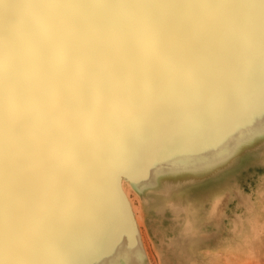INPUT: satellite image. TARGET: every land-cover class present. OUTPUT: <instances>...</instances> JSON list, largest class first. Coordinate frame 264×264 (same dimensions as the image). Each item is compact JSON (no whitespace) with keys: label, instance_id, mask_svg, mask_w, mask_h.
<instances>
[{"label":"rangeland","instance_id":"obj_1","mask_svg":"<svg viewBox=\"0 0 264 264\" xmlns=\"http://www.w3.org/2000/svg\"><path fill=\"white\" fill-rule=\"evenodd\" d=\"M230 3V15L258 19L260 0ZM237 47L248 75L224 115L212 109L203 123L191 121L192 111L109 119L107 136L98 133L100 143L63 157L64 171L51 167L48 192L56 199L46 205L49 217L34 235L45 242L56 239V249L44 245L34 255L33 244L29 259L35 264H264V67L251 28ZM26 145L24 140L14 156L21 157ZM27 155L32 178L36 168ZM46 162L41 166L48 167ZM71 173L76 182H64ZM59 183L64 190L57 189ZM41 197L33 191V202ZM216 197L221 198L218 214ZM12 235L1 240L0 260L10 259L6 246L17 247L25 232ZM66 239L73 240L71 248Z\"/></svg>","mask_w":264,"mask_h":264},{"label":"clouds","instance_id":"obj_2","mask_svg":"<svg viewBox=\"0 0 264 264\" xmlns=\"http://www.w3.org/2000/svg\"><path fill=\"white\" fill-rule=\"evenodd\" d=\"M260 3L249 22L229 14L230 0H0V180L11 178L22 125L44 196L52 168L42 163L72 156L107 120L234 98L248 75L237 41L249 28L264 67ZM0 264L35 262L13 250Z\"/></svg>","mask_w":264,"mask_h":264},{"label":"bare ground","instance_id":"obj_3","mask_svg":"<svg viewBox=\"0 0 264 264\" xmlns=\"http://www.w3.org/2000/svg\"><path fill=\"white\" fill-rule=\"evenodd\" d=\"M82 14L86 17H89V16H94V15H103L104 13L86 10ZM118 14L119 13H109V15H118ZM10 15L13 18L12 26L15 27L19 23L21 17L23 16V13L20 11H14ZM254 21H255V17H252V21L250 20V22H254ZM232 102H234L232 99H228V100H225L222 102L209 104V105L202 107V108H199L197 110H193L191 112V114H192L191 121H194L195 123H203L205 120L208 119L207 116L209 114V111L212 109H214L215 112H217L218 114L224 115L223 112L226 110V107L230 106L228 103H232ZM110 123H111V121L107 120L99 129L94 130L93 132L88 134L83 139V141L80 143V145L78 146V148L76 150L78 151L83 146H88L89 144H93L91 142L97 141V144L100 143L99 137L101 135L98 133L101 132L102 135L106 134V136H107L109 131L106 130L105 127L111 126ZM200 132H203V131H200ZM121 133H120V135H122ZM20 134L22 137L20 144H22L24 142V140H27L26 136L24 134V129L21 130ZM103 139L104 138L102 137V140ZM23 150H26V151L24 154L21 155V157L14 156V158H13V170H12V175H11L10 180H8L7 182L0 180V252L2 250V245H3L1 240H3V239L5 240V238H6L5 234L6 233L12 232L13 233L12 236L17 237L18 231H24L25 237H21V235H20L21 240H20V242H18L17 247H16V243H11L10 245L6 246V249L8 248V250L11 249V251L15 250L17 252H23L26 255L29 254L30 256H32L31 251H32L33 247H31V245H33V244L34 245L36 244V246L38 247V249L34 253V255H39L41 248L44 247V245H46V246L49 245L48 246L49 251L51 250V252H53L56 249V246H55L57 243L56 239H52L50 242H45L42 240H37L35 238V235H34V233L36 232V230H34V229L39 228V226H41L45 222V220L49 217V214H46L49 206L46 207V205L51 201H55L56 197L49 194V192H48L47 195H44L41 198H37V200H39L38 204H36V202H33V191H36V190H35L34 186L32 185V178H31L32 170L30 169L31 168V162H30V159L28 158V155H27V154H29L27 145L23 147L22 151ZM77 151L75 153H77ZM25 155H27V157L24 158ZM76 155H78V153ZM46 166H48V167L51 166L54 169H55V167H56V169H58V167H59V169L61 171H64L66 169V167H68L67 164L66 165H65V163L62 164V157H60V156H56L55 160H54V157L47 160ZM88 166H89V164H88ZM113 166H114V163L112 166L109 167V170H111V168L113 169L114 168ZM85 167H86V165H85ZM54 169H52V170H54ZM72 174L73 173H71L69 176H66L64 182H66V181L70 182L72 180H73V182H76L77 179L75 180L74 179L75 177H73L74 175H72ZM80 179H81V177H80ZM14 181H16L17 184H16L15 188H12L14 186V184H13ZM60 183L57 185V189L59 190V189L63 188V190H64L63 184L60 185ZM67 193H69V192H67ZM69 194H71V193H69ZM75 197H76V194H72L71 199H73V201H74ZM220 201H221V198L216 197V202H215V205L213 208L215 214H218V211H219L218 206H219ZM34 203H35V205H34ZM64 209L67 213L66 208H62L63 211H64ZM134 212L136 215L135 217H137L138 216L137 211H134ZM54 220L56 221L55 218H54ZM107 227L104 230L103 235L105 234ZM189 228H190V226H189ZM51 234H53L54 237H56V236L58 237L60 235L56 231L52 232ZM66 242H68L69 248H71L73 240H69V239L67 240L66 239ZM71 251H72V249L69 252L71 253Z\"/></svg>","mask_w":264,"mask_h":264}]
</instances>
